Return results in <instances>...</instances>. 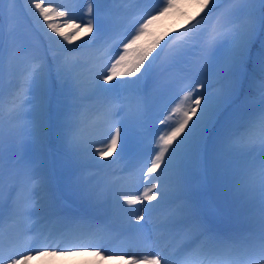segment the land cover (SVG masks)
Listing matches in <instances>:
<instances>
[{
	"label": "snow or ice",
	"instance_id": "6c2138e0",
	"mask_svg": "<svg viewBox=\"0 0 264 264\" xmlns=\"http://www.w3.org/2000/svg\"><path fill=\"white\" fill-rule=\"evenodd\" d=\"M16 3L0 0V264L77 252L121 264H264V0H31L47 30L22 62ZM173 14L194 31L158 68L168 45L155 25ZM104 48L109 58L85 82L90 50ZM6 71L17 80L5 101ZM189 79L170 101L183 95L175 121L154 119L157 99ZM5 108L18 122L10 146L39 157L17 161L9 179ZM157 119L164 134L148 139ZM116 241L118 255L107 251ZM147 245L159 249L151 258L128 255Z\"/></svg>",
	"mask_w": 264,
	"mask_h": 264
},
{
	"label": "trees",
	"instance_id": "16d2710c",
	"mask_svg": "<svg viewBox=\"0 0 264 264\" xmlns=\"http://www.w3.org/2000/svg\"><path fill=\"white\" fill-rule=\"evenodd\" d=\"M135 2V0H133ZM51 3L53 6L61 5L67 3V0H45V4ZM31 7V0H17V3L15 5L16 8V14L20 16L22 22H23V29L26 35L28 36V45L32 44L38 36L41 35L42 31H46V26H44V22L42 19H39L38 14L34 18L29 12L28 9ZM32 12H35V9H32ZM204 14H202L203 16ZM197 19H201L200 17H197ZM57 23L62 24L63 21H56ZM196 23V21H192L191 23L184 24L182 27L176 29V31L173 32L171 35L172 43L165 48L164 53L161 54V58L159 61H157V67L159 68L160 64H163L166 61L168 52L170 49L175 48L176 46H179L183 44L194 31L193 25ZM216 21L214 19H210L208 22L202 23L199 26L200 31H206L210 32L211 29L215 26ZM7 31V28H6ZM16 34V33H15ZM16 40V35H15ZM82 41L78 42L81 43ZM161 44H165L164 41L161 42ZM103 55L102 49H92L90 50V55L87 57V63L86 67L82 70L83 73V79L86 82L89 76V68H92L91 63L92 61H99ZM23 60H21L22 62ZM17 80V73L16 72H10L6 71L2 88H3V94L5 97V101L7 100L8 94L11 91V89L15 86ZM94 104L93 101H85V105L88 107H91ZM3 127L5 132V152H4V168H5V178L9 179L14 174L12 172V165L16 163L19 159V155L17 150L14 146H10L9 142V131L14 130L16 128V125L13 124L12 120L9 118L7 113V108H5L4 116H3Z\"/></svg>",
	"mask_w": 264,
	"mask_h": 264
},
{
	"label": "rangeland",
	"instance_id": "374dc122",
	"mask_svg": "<svg viewBox=\"0 0 264 264\" xmlns=\"http://www.w3.org/2000/svg\"><path fill=\"white\" fill-rule=\"evenodd\" d=\"M183 11L185 13H187L188 16H191L194 13V7L190 5L188 7H185L183 9ZM138 19H139V16H134L131 18L132 21L138 20ZM186 21H187V17L181 16L179 14L169 15V16L163 17L161 20L157 21L155 27H156V29H158V34L167 33V35H165L161 41L166 42L167 45L169 46L172 43V39L170 37L172 35V33L174 31H176V29H178V28L182 27L184 24H186ZM17 22H18L19 26H18V34H17L18 38L16 40V43H17L18 48L22 51L23 49H25V47L27 45V43H26L27 37H24V33L20 27L21 22H20L19 17H17ZM130 22H129V24H130ZM121 38H123V36ZM102 51H103V55H102L101 59L99 61H92V63H91L92 67L102 65L109 58V56H108L109 48H104V49H102ZM193 79H189V80L185 81L183 84L179 85L177 88H174L172 91H170L168 93V95L164 99L161 100L158 98L156 101L155 115L153 118L155 119L157 116H162V115H172L173 120L170 121L169 123H173L176 119V116L171 112V109L175 108L178 104L181 103V101H183V95H181L179 99L175 100L174 103H170V101H172L173 98L175 97V93L179 89V87H185L186 88L189 83L193 82ZM165 105H168V107H165ZM12 120L14 122H16V128H17L18 122L15 119H12ZM162 127L163 126L159 124V120L157 119L156 123L154 125H150L151 132H150L148 139H151L153 136H155L158 139L159 135H163L164 134L163 132H159V133L155 132V129L162 128ZM97 146H100V145H97ZM151 147H155V145H152ZM148 148H149V146L147 145V143H145V145H144L145 153L147 152ZM17 151L20 153L19 161H21V162H23V160H28V159H31L34 161H38V159H39L38 155L30 149H24V150H18L17 149ZM135 153H136V149L132 148L130 150L128 158L133 159L135 157ZM100 162L101 163H107V161H100ZM119 167L120 166H116L113 170L117 172L119 170ZM45 170H47V169H45ZM92 171H96V170L93 169ZM101 174H103V170H101ZM135 187H136V178H135V181L132 182L128 188V189H132L131 194H135ZM142 190L143 189H141V191ZM126 207H127V205H126ZM223 226L229 227V225H223ZM112 243H115V242H112ZM117 247H120V246L117 245ZM81 261H83V260H80L74 264H80ZM28 264H31V263L28 262ZM35 264H53V263L46 260V261H40V262L38 261Z\"/></svg>",
	"mask_w": 264,
	"mask_h": 264
},
{
	"label": "bare ground",
	"instance_id": "6f19581e",
	"mask_svg": "<svg viewBox=\"0 0 264 264\" xmlns=\"http://www.w3.org/2000/svg\"><path fill=\"white\" fill-rule=\"evenodd\" d=\"M119 173V170L117 171ZM139 172L136 171V176L138 177ZM136 177H133L131 175L125 174L122 179V186L125 188H129L130 184L135 181ZM112 179H121L120 175L113 176ZM143 189V188H141ZM140 189V190H141ZM127 207H138V206H129ZM35 219V217H33ZM117 245L120 246L119 242L116 241L115 243H110L107 245V251L112 254H121L122 250L120 247H117ZM32 247H42V245H31ZM66 246V245H62ZM159 249H157L154 246L147 245L143 246L141 249L135 251L134 253H128V255H135L138 259L144 260L145 258H151L152 255H154ZM50 261L53 264H74L77 263L80 260H87L89 261V264H121V261L118 259H112V260H102L100 257H98L94 252L93 253H73L71 255H33L32 259L29 261L31 264H35L36 262L40 261Z\"/></svg>",
	"mask_w": 264,
	"mask_h": 264
}]
</instances>
